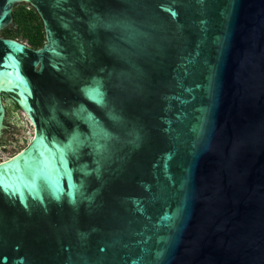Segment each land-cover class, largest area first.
I'll use <instances>...</instances> for the list:
<instances>
[{
  "label": "water",
  "instance_id": "1",
  "mask_svg": "<svg viewBox=\"0 0 264 264\" xmlns=\"http://www.w3.org/2000/svg\"><path fill=\"white\" fill-rule=\"evenodd\" d=\"M3 94L0 264H264V0H0Z\"/></svg>",
  "mask_w": 264,
  "mask_h": 264
},
{
  "label": "rangeland",
  "instance_id": "2",
  "mask_svg": "<svg viewBox=\"0 0 264 264\" xmlns=\"http://www.w3.org/2000/svg\"><path fill=\"white\" fill-rule=\"evenodd\" d=\"M7 114V129L0 138V163L12 158L26 149L35 135V127L28 116L8 99L5 103ZM5 145V148L1 145Z\"/></svg>",
  "mask_w": 264,
  "mask_h": 264
},
{
  "label": "trees",
  "instance_id": "3",
  "mask_svg": "<svg viewBox=\"0 0 264 264\" xmlns=\"http://www.w3.org/2000/svg\"><path fill=\"white\" fill-rule=\"evenodd\" d=\"M13 16L14 25L5 28L1 35L23 41L35 49L41 48L46 39L42 20L36 10L30 5L18 4L13 10Z\"/></svg>",
  "mask_w": 264,
  "mask_h": 264
},
{
  "label": "flooded vegetation",
  "instance_id": "4",
  "mask_svg": "<svg viewBox=\"0 0 264 264\" xmlns=\"http://www.w3.org/2000/svg\"><path fill=\"white\" fill-rule=\"evenodd\" d=\"M39 15V14H38ZM41 18V17H40ZM42 20V19H41ZM43 23V22H42ZM43 28H44V26H43ZM45 33V32H44ZM46 39V38H45ZM46 43V42H45ZM26 44V43H25ZM27 46H29L28 44H26ZM30 47V46H29ZM32 48V47H31ZM33 49H35V48H33ZM38 69V68H37ZM3 101H4V104L6 103V101L8 100V99H10L15 105H17L15 102H14V97H13V95L12 94H3ZM19 108V107H18ZM9 112H8V109H7V114H8ZM5 123H7V118H6V120H5ZM1 146H3V148H5V145L3 144V145H1Z\"/></svg>",
  "mask_w": 264,
  "mask_h": 264
}]
</instances>
